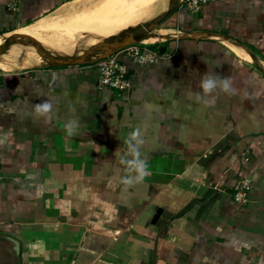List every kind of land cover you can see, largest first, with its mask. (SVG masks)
Returning a JSON list of instances; mask_svg holds the SVG:
<instances>
[{"label": "crops", "instance_id": "0c3cea01", "mask_svg": "<svg viewBox=\"0 0 264 264\" xmlns=\"http://www.w3.org/2000/svg\"><path fill=\"white\" fill-rule=\"evenodd\" d=\"M64 5L73 15V0H0V33ZM169 19L174 34L147 39L171 36L154 62L114 53L125 92L101 87L92 63L0 70V264H264V0ZM205 73L236 94L197 102ZM46 99L53 112L36 118ZM136 128L149 175L126 190L119 161ZM242 179L246 202L234 198Z\"/></svg>", "mask_w": 264, "mask_h": 264}, {"label": "bare ground", "instance_id": "6f19581e", "mask_svg": "<svg viewBox=\"0 0 264 264\" xmlns=\"http://www.w3.org/2000/svg\"><path fill=\"white\" fill-rule=\"evenodd\" d=\"M137 1L139 3H134L135 0H100L91 7L79 10L80 2L85 0H73V15L69 14L70 6H67L62 8L63 13L43 20V23H34L24 26L23 29L0 33V46L6 43V38L14 36V40L7 43L0 53V70L23 69L51 62L49 57L43 56L41 50L31 43V38L37 40L44 49L51 46L46 50L56 60L76 58L96 44H108L100 46L87 57L95 59L106 54L110 45L121 42L122 36H125L120 35L121 31L128 26H136L146 21L149 23L165 12L171 2V0ZM141 2L143 4H140ZM149 36L140 42L148 43ZM232 46L242 52L237 45Z\"/></svg>", "mask_w": 264, "mask_h": 264}, {"label": "clouds", "instance_id": "9594fccd", "mask_svg": "<svg viewBox=\"0 0 264 264\" xmlns=\"http://www.w3.org/2000/svg\"><path fill=\"white\" fill-rule=\"evenodd\" d=\"M199 87L202 89V92L196 93L195 99L205 106H210L208 98L213 97V94H236V88L234 87L232 79L230 77H221L215 73H205L200 81ZM53 109V103L46 99L40 103H36L33 112L36 118H48L53 112ZM79 127L78 120H71L65 124V131L67 135L73 136L77 133ZM125 144L127 150L119 162L125 169L126 174L121 178V183L127 190L145 181V178L149 175V166L142 152L145 140L140 128H136L130 133L125 140Z\"/></svg>", "mask_w": 264, "mask_h": 264}, {"label": "built area", "instance_id": "2783aa9c", "mask_svg": "<svg viewBox=\"0 0 264 264\" xmlns=\"http://www.w3.org/2000/svg\"><path fill=\"white\" fill-rule=\"evenodd\" d=\"M14 7L17 6L18 0H11ZM211 0H183L182 6L191 12L197 13L201 7ZM130 60L135 63H152L160 56L159 48H154L152 45L135 43L126 46L121 49ZM97 68H99L101 76L99 79V85L101 87H109L119 92H125L128 90L131 84V78L126 66L117 58L115 54H112L103 59L93 62ZM2 178V171L0 168V180ZM248 181L240 180L235 186L234 198L239 202H246L247 198Z\"/></svg>", "mask_w": 264, "mask_h": 264}, {"label": "water", "instance_id": "95a60500", "mask_svg": "<svg viewBox=\"0 0 264 264\" xmlns=\"http://www.w3.org/2000/svg\"><path fill=\"white\" fill-rule=\"evenodd\" d=\"M181 4H182V2L180 0H171L170 4H169V6L165 12L158 15L156 18L151 20L146 25H143V26L138 27V28H132L131 30H129V32L121 39V42H119L115 45H110V49L106 54L99 56L95 59H87V57L92 55L93 51L95 52V50H97L100 46H107L108 44H106V43L96 44L92 48H89V50H87L85 52V54H83L82 56L76 57V58H70L67 60H56L49 55L47 50L44 49L37 40H35L34 38H31V43H33L36 47H38L41 50L43 56L49 57L51 59V62H50L51 65L62 66V65L90 64V63H93L97 60L108 57V56L114 54V52L119 51L128 45L135 44V43H141L140 42L141 40L148 37L152 32H154L160 24H162L167 18H169V16H171L181 6ZM4 33H6V32H4ZM13 37L14 36L6 38V43L4 45L0 46V53L5 49V47L7 46V43L14 40ZM170 37H168L167 40H169ZM180 37L184 38V36H182V35ZM243 47L247 50V52L255 60L256 59L255 54L246 46H243ZM166 48L167 47L165 45H162V46H160V51L164 52L166 50ZM12 241L14 243L19 244L18 241L14 240V239H12Z\"/></svg>", "mask_w": 264, "mask_h": 264}, {"label": "rangeland", "instance_id": "374dc122", "mask_svg": "<svg viewBox=\"0 0 264 264\" xmlns=\"http://www.w3.org/2000/svg\"><path fill=\"white\" fill-rule=\"evenodd\" d=\"M98 1H100V0H85V2H80V4H79V6H80V8H79V10H82L81 8H87V7H91V6H93L94 4H96ZM86 3V5H84ZM134 3H139L137 0H135V2ZM140 4H143V2H141ZM65 7H67V6H69V5H64ZM61 7L60 9H58V10H56L55 12H53L51 15L52 16H55V15H58V14H61V13H63V9L62 8H65V7ZM86 6V7H85ZM181 6H182V4H181ZM171 16H169V18H170ZM169 18H167L162 24H160L159 26H158V28L154 31L155 33H158V31L160 30V29H165V31L167 30V31H169L172 27H173V23H171V21H170V19ZM147 23V21L145 22V23H141V24H138V25H136V26H128L127 28H125V30H123V31H121L120 33V35H126L128 32H129V30H131L132 28H138V27H141V26H143V25H145ZM21 28H23V27H21ZM21 28H19V29H21ZM171 31V34H174L173 32H172V30H170ZM167 42V39L166 40H163V41H155V42H152V43H142V44H147V45H156V46H162L163 44H165ZM120 51V50H119ZM116 52H118V51H116ZM116 52H114V53H116ZM46 65H51L50 63H46V64H43V66H46ZM55 66V65H54ZM9 70V69H8Z\"/></svg>", "mask_w": 264, "mask_h": 264}]
</instances>
